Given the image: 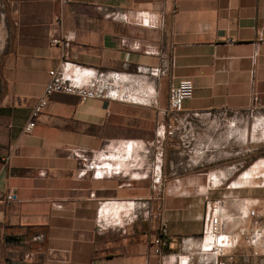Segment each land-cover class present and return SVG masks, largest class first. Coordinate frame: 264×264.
<instances>
[{
    "label": "crops",
    "instance_id": "0c3cea01",
    "mask_svg": "<svg viewBox=\"0 0 264 264\" xmlns=\"http://www.w3.org/2000/svg\"><path fill=\"white\" fill-rule=\"evenodd\" d=\"M1 2L0 264H10L11 240L41 264L211 259L193 189L208 188V171L231 170L220 150L264 118V0ZM51 71L131 102L54 94L28 134ZM180 80L194 95L168 137L161 112ZM213 194L200 190L194 203ZM162 224L172 242L159 256L152 241Z\"/></svg>",
    "mask_w": 264,
    "mask_h": 264
},
{
    "label": "rangeland",
    "instance_id": "374dc122",
    "mask_svg": "<svg viewBox=\"0 0 264 264\" xmlns=\"http://www.w3.org/2000/svg\"><path fill=\"white\" fill-rule=\"evenodd\" d=\"M4 36L3 9L0 0V54L4 46ZM246 128H242L233 136L230 147L220 150L228 155H218L221 164L225 166L222 168L235 166L227 172L224 171L225 169H219L223 171L218 173L214 172L215 170L208 171L206 180L209 189L207 187L193 189L195 194L192 196L190 210L199 211L205 216L207 203L201 206L194 201H198L197 193L200 190L214 192L212 195L214 201H224L221 203L224 232L232 241L231 246L226 247L224 253L234 255L236 264H264V118L254 115L247 130ZM187 146L192 153L191 156L196 154L192 159V165L198 164L199 154L195 142L191 141ZM207 155L210 157L211 153ZM192 169L197 168L192 166ZM252 210L256 211L258 219L251 220L248 217ZM254 226L262 228L263 235L262 239L256 242L255 247H251L242 232ZM232 235H235V240L231 238ZM254 252H257V255L253 256Z\"/></svg>",
    "mask_w": 264,
    "mask_h": 264
},
{
    "label": "built area",
    "instance_id": "2783aa9c",
    "mask_svg": "<svg viewBox=\"0 0 264 264\" xmlns=\"http://www.w3.org/2000/svg\"><path fill=\"white\" fill-rule=\"evenodd\" d=\"M60 3H66V0H58ZM61 44L59 39H53L52 45L58 46ZM50 80L45 87L43 97L35 106L30 122L25 128L26 133H31L39 119V117L46 111L49 105V99L54 94L72 95L80 98L82 101L87 100H119L124 103H130L131 98L128 94L123 95L120 98L109 97L106 93L100 91L98 88L88 89L62 81L57 77L55 71L49 73ZM194 95V84L191 80H180L177 83L171 85L168 97V106L163 109L161 114L166 121L167 136L173 137L175 132L173 129V123L184 112L185 101L191 99ZM256 106L259 101L256 99ZM158 192L163 191L162 177L159 178L156 185ZM8 201H12L13 197H8ZM248 217L251 220L258 219V214L255 210L249 212ZM205 234L208 237L207 251L211 254V259L203 262L202 264H236L235 256L230 254L226 255L225 248L230 247L232 241L230 237H227L224 232V218L221 203L219 201L209 202L206 204L205 215ZM242 234L246 236V241L255 247L256 242L262 239L263 231L258 226L251 227L248 230H243ZM235 240V235L231 237ZM172 238L168 233V229L165 224L160 226L158 235L153 239L152 245L155 247L156 255H164L169 249ZM257 255V252L253 253V256Z\"/></svg>",
    "mask_w": 264,
    "mask_h": 264
},
{
    "label": "trees",
    "instance_id": "16d2710c",
    "mask_svg": "<svg viewBox=\"0 0 264 264\" xmlns=\"http://www.w3.org/2000/svg\"><path fill=\"white\" fill-rule=\"evenodd\" d=\"M30 253V248L26 245L20 244L16 240H11L8 246L3 251L4 258L10 264H41L39 262H30L26 259L27 254Z\"/></svg>",
    "mask_w": 264,
    "mask_h": 264
}]
</instances>
